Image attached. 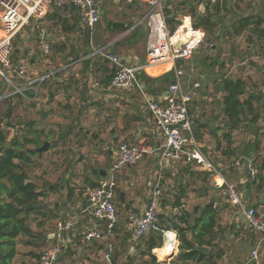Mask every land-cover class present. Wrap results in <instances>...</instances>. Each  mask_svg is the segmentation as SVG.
Returning a JSON list of instances; mask_svg holds the SVG:
<instances>
[{"label": "crops", "instance_id": "0c3cea01", "mask_svg": "<svg viewBox=\"0 0 264 264\" xmlns=\"http://www.w3.org/2000/svg\"><path fill=\"white\" fill-rule=\"evenodd\" d=\"M148 1L129 0L137 9L135 11L136 16L131 21L125 20L126 18L122 21L110 20L107 18V11H103L101 7L103 16L100 24L97 25L98 32L95 37L94 32L91 34L88 29L84 28L73 9H53L49 12L42 23L47 28V40L51 45L57 44L55 46L59 47L54 53L56 59L66 62L71 61L66 66L60 65L61 67L59 68H50V63L43 59L41 34L37 25L33 23L26 26L19 35V39L23 40V46L22 48H17L15 53L20 54L23 52L24 55L30 57L32 77L36 81L33 85L25 82L23 85V91L27 93L24 94V99H28L30 104L27 108L28 113H38L37 120L33 118L32 122H28V125L30 127L34 125V130L32 131L35 133L34 138L36 141H41L43 145L45 143L49 144V148L42 153L53 154L52 159L57 162V165L51 166V169L75 173L71 177L70 174L67 175L66 185H62L64 187L62 190L61 188H59V191L53 189L58 185L57 182L53 183L54 186L47 187V191H43L45 197L42 199L45 200L47 195H56L57 192H60L62 195L49 208L61 218L76 220L74 224L79 227L78 229L87 230L93 226L94 228L102 227L92 214L88 197L91 190L100 187L112 178H114L116 183L115 202L117 209L128 215L130 213L142 214L146 210L154 185L160 174L162 177V189L164 186L163 191H171L168 195L170 199L163 197L162 203L166 200L172 201L170 195H176L175 190H178L180 184L187 186L189 191L192 186L190 181L201 183L199 179L204 171L181 163H168L160 171L158 157L154 155H146L137 165L125 167L112 177L111 169L116 159L115 152L121 143H133L152 151L162 147L165 142L164 136L155 126L149 109V101H158L161 95L167 91L168 85L163 84L162 77L172 72L171 67L161 65L144 71L140 76L142 90L133 87L126 91L115 90L108 94L102 90V87L110 82L115 73V65L109 59L110 56L138 63L142 61L141 53L144 54L145 52L143 60L145 61L147 31L143 29L142 32H138L137 30L130 33L132 35L130 37H125V33L122 35L118 31L125 30L127 35H130L128 30L132 23L147 13ZM203 1L204 4L200 5L198 10L201 17L207 15V1L218 5L217 14L212 19L215 24L214 31L207 34L200 28L205 35L204 43L205 41L211 43L210 48H212V51L206 50L207 55H212L214 52L215 55H218L222 45L225 50V45L229 46L236 38L246 36L239 49L240 52L243 51L241 54H246L244 55L246 61L252 60L254 63L249 62L244 71L247 76L253 79V89L261 92L262 96H264V0ZM142 3L147 5V11L142 16L137 17L139 9L142 8L143 10ZM103 4L102 1L101 5ZM123 15L126 16V13ZM243 18L251 19L248 23L250 26L245 28L241 36H236L233 29L238 26V22ZM258 21H261V24L256 26L255 23ZM192 22L195 24L193 19ZM114 23H123L126 27L124 29H114ZM111 24L112 29L109 28ZM78 28L87 31L91 37L93 36V42L91 43L92 52L87 50L83 56L79 54V49L82 46H80ZM1 35L2 31L0 28V38L2 37ZM36 45L39 51L36 49ZM143 49L144 52H142ZM201 50L200 47L195 55H200ZM75 55H80V57L76 58ZM229 55H231L230 52ZM192 63L193 60L188 63V79L194 76ZM200 63L201 61L199 60L198 66L201 67V70H205V63L202 62V65ZM244 64V62L237 63L236 68ZM217 68L219 69L218 66ZM49 71L51 74L48 73ZM237 71H239V68H237ZM241 77L238 76L237 79H242ZM201 82L203 81L201 80ZM206 82L203 83V89L206 92L204 94L208 103L207 105L204 103L205 106L200 105L198 108L200 112L198 116L200 122L198 131L193 126L196 140L198 141V137H200L204 141L205 145L200 141L198 142L211 160L212 153L220 156H232L233 152L230 151L231 149L224 148L220 142L218 143V139L221 137L220 132L222 131L224 132L223 137L231 140L232 135L238 130L230 132L226 128V120L225 131L219 128L221 123H219L218 119L220 117L225 119L223 114L224 95L221 92L220 84L217 87L211 86L208 78ZM192 85L188 86V90L186 89V92L191 97L190 105L193 101L200 98L197 97V93H199L197 89L200 88V84ZM196 85H199V87H196ZM32 101L34 102L33 104H31ZM194 109L195 107L193 109L190 107V116ZM205 148L213 150V152L209 151L208 153ZM59 158L61 159L57 161ZM212 162L219 170L223 171L221 164H217L213 160ZM235 162L232 164L233 166ZM69 178L73 180L70 182ZM149 178H152V183L147 182ZM93 185L97 186L94 188ZM146 185H148V188ZM51 189L54 191H51ZM202 192H205L204 189H202ZM203 196L192 197L191 199L203 200ZM183 202L184 204L186 203L185 200ZM211 206L217 208L214 204H211ZM69 208L75 210L74 213H71L72 211H69ZM60 223L65 226L71 224L74 226L73 223L58 221L55 233H57ZM125 228L130 232L128 222L125 224ZM119 229V232L116 229V235L124 231L122 228ZM252 234L258 238V242L252 248L250 259L246 264L251 263L253 252L259 244V261L262 264L264 241L258 235ZM170 237L174 239L173 235H170ZM130 242H132V233ZM175 245L176 243L171 246L165 240L163 247L155 249L153 254L159 262L170 264L178 254L177 247L174 248ZM108 250L112 252L113 248ZM157 252L166 255L171 252L173 255L162 261L159 259L160 254ZM107 256L108 254L106 255V261L108 262Z\"/></svg>", "mask_w": 264, "mask_h": 264}, {"label": "rangeland", "instance_id": "374dc122", "mask_svg": "<svg viewBox=\"0 0 264 264\" xmlns=\"http://www.w3.org/2000/svg\"><path fill=\"white\" fill-rule=\"evenodd\" d=\"M100 1H103L104 4L101 5L102 10L107 11L106 15L110 20L122 21L124 20V18H126L125 20L131 21V19L136 16V6H134L132 2H129V0ZM177 1L179 0H167L165 6L169 3L170 9H174ZM142 7L143 10L142 8L139 9L137 17L142 16L147 11L146 4L142 3ZM124 13H126V16L123 15ZM188 14L189 13L187 11L180 12L177 18L184 17ZM143 29L144 28L138 29V32H142ZM77 32L78 37L80 38V46H82V48L79 49V54L83 56L87 50L92 52L91 43L93 42V36L91 37L87 33V31L79 28ZM97 32L98 26L94 30V37ZM118 33L122 35L123 33H125V37L132 36L131 34L127 35L125 30L118 31ZM19 35L16 37L14 42L15 50L17 48H22L23 46V40L19 39ZM245 39L246 36H244L243 38H236L232 42V44H230L229 46H224L226 47L225 50L222 45L220 51H218V55H215L214 52L212 54L213 56L207 55L206 50L209 49L210 51H212V48H210L211 43L209 41H205V43L201 46V54L194 55L192 58V64L194 66L192 67L194 70V76H191L190 79H188L187 74L189 69L188 63L184 65L186 71V76L184 77V85L185 89H187L188 86H193L192 84H200V88L197 89L199 92L197 93V97L200 98L193 101L190 105L191 109L195 107L191 114V117L193 126L195 130L198 131L200 126L198 118L200 112L198 108L200 105L205 106L208 103V101H206V95L204 94L206 92L203 89V83L206 82V79L208 78L210 85H213L214 87H217L226 78L237 79L238 76H242L241 78L246 82L247 91L246 95L243 97V100L251 101L254 110L252 112L248 111L245 114L241 129L234 133V135H232L231 140L223 137L224 132L222 131L220 132L221 137L218 139V143L220 142L222 146H224V148L231 149L230 151L233 152V155L220 156L217 154H213V150H207L206 148L205 149L208 153L209 151H211V158L215 163L221 164L223 166V171H221L224 173L229 182L236 185V189L242 197L243 203L246 208H255L258 214L264 218V188H261V182L255 184L251 183L246 170V164L248 163V161H252L259 168H261V165L264 162V96H262L261 92L253 89V79L247 76L246 72L244 71V68L248 66L249 62L254 63L252 60L249 62L246 61L244 56L246 54L243 55L241 54L243 53V51L240 52L239 48H241ZM38 45L40 46V44ZM55 45H51V56L47 59H43H45L46 62L50 63V68H59L61 67L60 65H68L71 61L66 62L56 59V55H54V53L59 49V47ZM142 52H144V49L142 50ZM229 52L231 53V55H229ZM144 54L141 53L140 55L142 61L144 60ZM17 56H19V58L26 57L30 59V57L24 55L23 52L17 54ZM17 56L14 58V60H17ZM75 57H80V55H75ZM199 60L201 61V63H205V70H201V67L198 66ZM241 62H244L245 64L239 67L237 66V68H239V71H237L236 64ZM217 66L219 67V69L217 68ZM48 73L51 74L50 71ZM43 74L45 75V73ZM201 80L203 82H201ZM24 84L25 83L23 81L19 80L16 77H12V83H7L4 80L0 81L1 89L3 92V95L0 97V120L2 119L4 121L1 127L5 131H8L9 140L13 139L16 135H19L22 138L26 137L29 140L33 141L34 144L28 145V149L33 150L37 146V141L34 138L35 133L34 131H32L34 130V125L30 127L28 125V122H32L33 118L37 120L38 113H28L27 108L28 106H30V104L28 102V99H24V94H27L23 91ZM36 90L40 93L38 89ZM33 103L34 102L32 101L31 104ZM218 121L219 123H221L219 128L225 131V119L223 117H220ZM8 123L12 124V127H8ZM198 141L204 144V141H202L200 137H198ZM52 155L53 154L51 153L45 152L33 157L34 167L31 169L30 177L31 180L37 184L39 191H42V193L43 191H47V187L54 186L53 183L56 182L58 185H56L53 189L59 191V188H61L62 190L64 188L62 187V185H66V179H68L67 175L70 174L71 177V175L75 174L74 172L68 173L52 170L51 166L53 167L57 165V162L52 159ZM149 157L151 158V160H153L151 156ZM60 159L61 158H59L57 161H59ZM234 161H240V166H235V168L232 165ZM71 180L73 179L69 178L70 182ZM199 180L201 183H195L189 180L190 182H192V186L188 192V197L185 199V209L188 211H193L195 208L203 207L210 202L217 207L219 214V227L216 229V234L212 246L207 249L208 253H210V255H212L213 257L208 264H246L250 259L252 248L258 242V238L255 237L247 228L244 215L240 211V209L238 207H235L230 202L229 198L222 194V190L218 189V191H216L217 189L211 184L209 177L207 178L205 176H201ZM147 182L152 183V178H149ZM146 187L148 188V185H146ZM53 189H51V191H54ZM202 189H204L205 192H202ZM170 192L171 191L168 190L163 191V197L170 199V197H168ZM60 195L62 194L60 192H57L56 195H47V198L49 197L47 201V198H45V200H40L41 206L43 207L42 213L30 218V227L31 229H33L36 235L40 236V238H20L17 248L18 255L16 256L13 264H37L39 260L36 259V257L41 256L44 250L56 244H59L61 247V252L56 264H114V262L115 264H143L148 261V257L143 258L140 256L139 248L142 245V239L136 244L130 242L131 233L125 228V224H127L128 214H125L124 212L118 210L120 223L119 227L117 228V232L120 231L119 228H122V230L124 229V231L122 233H117V235L115 233V236L111 241L87 242L85 240V233L88 230L93 229L94 226L87 230L78 229L79 227L74 224L76 220L61 218L53 213L52 210H50L49 207L57 202ZM202 195H204L203 200L191 199L192 197L198 198ZM69 211H72L71 213H74L75 210L69 208ZM162 213L165 214L166 217H168L178 215L179 211L173 210L171 206H169L166 209H162L161 214ZM58 221L74 224V226L72 224L69 225L70 233L63 235L62 242H59L57 238L52 237V234L56 232ZM47 237H49L50 239L48 238L46 241L45 238ZM28 242H30V244H27ZM177 243H179L178 240ZM110 247L113 248V251L111 253V263H108L106 261V255L108 254V248L110 249ZM177 253H179V250L177 251ZM177 256L174 259H176ZM159 259L163 260L162 257H159ZM262 264H264V258L262 259Z\"/></svg>", "mask_w": 264, "mask_h": 264}, {"label": "built area", "instance_id": "2783aa9c", "mask_svg": "<svg viewBox=\"0 0 264 264\" xmlns=\"http://www.w3.org/2000/svg\"><path fill=\"white\" fill-rule=\"evenodd\" d=\"M167 0H149L147 13L134 21L128 34L144 28L147 31V53L145 61L133 63L129 60L109 57L115 65V73L110 82L102 87L105 93L115 90H129L136 87L142 90L141 74L149 68L166 65L174 74L173 82L158 101H149V109L155 126L162 133L165 142L162 147L149 151L147 148L129 142L121 143L115 152V163L111 169L112 177L121 169L137 165L146 155L158 157L160 171L168 163H181L194 166L210 174V179L217 189L223 191L230 202L240 209L250 232L264 241V218L255 208H246L236 185L229 182L205 154L203 147L196 140L190 116L191 97L186 92L184 77L185 66L204 43V32L194 26L189 15L177 18L179 24L174 31L168 27L165 4ZM100 0H0V80L12 83L16 77L33 85L31 63L26 57L14 60V42L26 26L34 23L41 34V51L44 58L51 56V44L47 40V28L42 24L46 15L53 9H74L84 28L93 34L103 16ZM199 87V85H196ZM234 166H240L236 161ZM251 183H258L264 178V172L252 161L246 164ZM161 174L154 185L150 202L142 214L130 213L127 218L132 242L138 243L148 234L157 231L158 215L161 210L163 191ZM92 214L102 225L85 233L87 242L111 241L119 225V211L116 206V183L114 178L89 193ZM164 231V241L168 233ZM70 233V227L60 223L53 238L63 241V235ZM177 238L175 232H173ZM112 249V247H110ZM61 252L59 244L44 250L37 264H56ZM260 244L253 252L252 264H260ZM107 260L111 263L110 257Z\"/></svg>", "mask_w": 264, "mask_h": 264}, {"label": "trees", "instance_id": "16d2710c", "mask_svg": "<svg viewBox=\"0 0 264 264\" xmlns=\"http://www.w3.org/2000/svg\"><path fill=\"white\" fill-rule=\"evenodd\" d=\"M207 1V0H206ZM207 15H199V6L204 4L203 0H179L174 9H170L169 3L165 6V13L168 27L171 31L179 24L176 19L180 12L187 11L189 16L195 21L194 26L204 30L207 34L214 31L215 24L213 17L217 14L218 5L207 1ZM212 8V9H211ZM74 10V9H73ZM75 11V10H74ZM212 11V13H211ZM251 19L243 18L238 22L233 30L236 36H241ZM256 26L261 21L255 23ZM112 29V24L109 25ZM264 32V31H263ZM261 32V33H263ZM17 53L14 54V58ZM173 72L162 77L163 84L169 85L173 82ZM2 81V80H0ZM223 93V114L226 120V127L230 132L241 129L244 116L254 107L249 100H243L246 95L247 84L243 79L226 78L220 84ZM3 95L0 85V97ZM254 98V97H252ZM3 120H0V264H13L18 255L19 240L22 237L39 239L30 227L32 216L42 213L43 207L40 200L45 195L39 191L38 186L31 180L30 172L34 167L33 157L40 155L37 151L43 143L37 141L35 149H28V145L34 144L26 137L16 135L9 140V133L2 129ZM8 127L12 124L8 123ZM227 136V135H226ZM227 154V152H226ZM264 172V162L261 165ZM201 176L209 177V173H201ZM261 188H264V178H261ZM94 188L97 185H93ZM176 195L172 196V201L166 200L162 203V209L169 206L173 210H178V215L168 216L158 215V230L154 231L141 241L140 256L148 257V261L143 264H166L159 262L153 254L155 249L163 247L164 231H172L177 235L175 248L179 250L176 259L170 264H208L213 258L207 249L212 246L218 228L219 214L217 208L207 204L204 207H197L193 211L185 209L184 200L188 196V187L180 184ZM49 237L45 238L47 241ZM50 239V238H49ZM27 244H30L28 242ZM44 244V243H43ZM111 244V243H110ZM109 249V248H108ZM111 253L108 256L111 260ZM36 259H40L37 256ZM115 264V262H114Z\"/></svg>", "mask_w": 264, "mask_h": 264}, {"label": "bare ground", "instance_id": "6f19581e", "mask_svg": "<svg viewBox=\"0 0 264 264\" xmlns=\"http://www.w3.org/2000/svg\"><path fill=\"white\" fill-rule=\"evenodd\" d=\"M167 67H170V66L168 65ZM170 235H173V236H174V239H171ZM165 239H166V243H167V241H168V243L171 244V246H172L174 243H176V241H177V238H176V236L174 235L173 232L168 233ZM168 239H169V240H168ZM172 243H173V244H172ZM157 253L160 254V257L163 258L162 261L166 260L169 256L173 255V253H171V252H169L168 255H166V254H164V253H160V252H157Z\"/></svg>", "mask_w": 264, "mask_h": 264}, {"label": "water", "instance_id": "95a60500", "mask_svg": "<svg viewBox=\"0 0 264 264\" xmlns=\"http://www.w3.org/2000/svg\"><path fill=\"white\" fill-rule=\"evenodd\" d=\"M125 27H126V25L123 24V23H114V24H113V28H114V29H124ZM48 148H49V144H48V143H45V144H44V145L38 150V152H39V153H42V152L46 151Z\"/></svg>", "mask_w": 264, "mask_h": 264}]
</instances>
